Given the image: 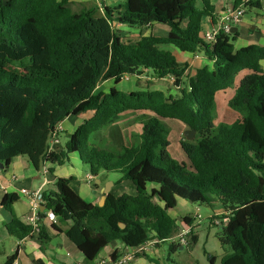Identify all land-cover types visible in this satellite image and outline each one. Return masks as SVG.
<instances>
[{"label":"trees","instance_id":"obj_1","mask_svg":"<svg viewBox=\"0 0 264 264\" xmlns=\"http://www.w3.org/2000/svg\"><path fill=\"white\" fill-rule=\"evenodd\" d=\"M68 1L0 0V162L5 169L16 157H27L38 169L45 161L62 166L78 153L93 177L120 174V181L135 187V196L109 194L103 206L84 201L70 178H59L54 191L43 192L46 209L57 222L70 223L65 234L89 263L116 240L138 249L151 240L165 243L175 237L181 227L169 212L183 199L197 206L221 205L217 238L227 251L220 264H264V45L237 50L238 31L221 32L214 44L205 43L203 21L214 17L212 1L219 0H124L106 7L102 17L96 10L73 13ZM243 2L234 0L233 6ZM245 5L247 10L263 7L254 0ZM116 23L130 28L159 24L169 35L124 42ZM161 45L201 53L213 68L203 67L185 79L187 66ZM143 70L173 77L179 95L127 94L115 88L94 95L101 81L118 84ZM242 72L247 73L236 84ZM227 90H234L228 105L239 118L216 126V95ZM85 112L93 115L70 136L65 150L49 152L55 126ZM127 113H142L137 118L142 132L132 136L131 146L106 150L89 142L92 133ZM164 121L196 132L195 141H179L185 162L172 158ZM15 201L6 196L3 205L10 210ZM192 224L184 218V226ZM6 229L18 239L31 232L16 218ZM39 235L45 238L44 227ZM177 248L170 244V251ZM120 256L114 252L112 262ZM207 260L216 264L213 255ZM15 261L13 255L4 264Z\"/></svg>","mask_w":264,"mask_h":264},{"label":"crops","instance_id":"obj_2","mask_svg":"<svg viewBox=\"0 0 264 264\" xmlns=\"http://www.w3.org/2000/svg\"><path fill=\"white\" fill-rule=\"evenodd\" d=\"M233 1L234 0L212 1V4L215 6L214 17L204 18L203 31L201 34L202 39H204V34L212 29L214 24L213 19L217 21L218 17L224 12V10H226L230 6H233ZM254 1L262 2L263 7L262 9L251 8L250 10L253 14V18L249 20H244L242 18V20L235 26L239 33V37L235 42V47L237 50L252 44L260 46L264 45V0ZM122 2L123 0H69L67 7L71 9L73 13H80L84 10H96V14L102 17L105 14L106 7L113 8L118 6ZM197 6L201 8L200 3H198ZM238 27H240L241 30ZM115 30L120 33L123 41L124 36H126L129 40L125 42L132 43L139 41L143 37L154 36L158 38H167L169 35V29L166 26L159 24H151L143 28H130L128 26L116 23ZM160 49L170 52L176 58L178 63L187 66L184 74L185 79L187 77L194 76L197 70L206 66L210 67V65L213 64L212 62L207 60V58L201 53H185L180 51L173 45H161ZM261 63L262 67H264V61H262ZM151 75H153L152 71L143 70L141 75L126 76L125 79H127L126 81L128 82H125L124 86H119V83L116 84L114 79L101 81L94 91V95L107 94L113 88L127 94L135 91H162L166 95V92L169 91L170 88L169 85H172L171 90L173 95L171 96L176 97L179 95V90L174 86L172 81L173 79L171 77L161 79L166 80V82L157 84V88H149V90L145 89L143 85L146 83L145 81L148 78H152ZM125 79H122V81H125ZM239 81L237 82V84L239 83ZM173 87L175 88V90ZM230 92L232 94L231 97H233L234 90H231ZM218 94L221 95L223 93L220 92ZM141 114L142 113H127L125 115H122L116 123L100 131L92 133L89 137V142L94 144L99 149L106 150H108L112 146L118 149H121L124 146H131L132 144H122V146H120L119 144H121L122 142L119 143V140L116 139V137H109L108 131L110 129L108 128L115 126L116 124L118 125L120 120H123V117H126L127 115H135V118H138ZM92 115V112H85L79 115H71L61 121L60 124L63 127V132L60 134V143L55 145L53 152L59 153L65 150L66 143L70 139V136L75 133L78 127L85 120L90 119ZM237 115L238 116L236 119L239 118V114ZM135 118H130L129 120H133ZM136 125L139 126L141 133L142 125L138 122H136ZM140 133H133V135L138 136ZM131 136L130 140L133 139ZM64 137H68L65 142L63 140ZM185 159L181 160L180 163L185 162ZM89 176H92L90 174L89 167L82 163L78 153L70 154L69 162L62 166L45 161L40 166V168L36 169L30 163L27 157L21 156L16 157L7 169L0 170V246H2V250L0 251V264H4L7 258L13 255H16L17 264H36V262H41L42 264H99L103 260L107 263L112 264L111 255L114 252H118L120 255L124 254V252L132 250L130 248H127L121 241L116 240L113 241L100 253L97 260L92 263L87 262L84 255L79 252L76 246L67 238L65 234V231L69 228L70 223L50 222L46 218V212L48 211V209H46L45 203L41 205L38 212L40 232L41 228L44 227L45 238L40 237V232L32 233V228L31 232L23 239H18L17 237L8 234L6 226L13 220V218L18 219L20 222H22L23 225L29 226L26 222V218L31 214V209L27 198H25L21 194V190L23 189H27L29 191L40 190L42 192L54 191L56 181L59 178H70L72 179L70 186L75 191V193H77L84 201L87 200V203H91L97 206H103V200L109 194H113L115 196H122L123 194L135 196L137 194L135 187L130 182L120 181L121 175L111 176V174L102 173L98 177L92 176L93 181H90L88 179ZM13 177L15 179H13ZM107 187L109 190L108 194H106L105 192ZM6 196H14L16 199L15 203L10 205V210H8L7 207L3 205ZM5 204L9 206L8 202H5ZM179 204H185L188 206L190 205L189 211L191 212L200 210V208L195 207L197 205L191 204L183 199L178 200L177 206ZM216 204L221 207L219 203H215V205ZM177 206L175 207V209L177 208ZM175 209L171 210L169 212V215L176 221L178 226L182 227L184 226V218L181 219L182 223L178 224L176 218L178 217V214L172 216V212H174ZM40 213L43 214L42 218L40 216ZM193 224L200 225L201 219H193ZM52 225H54L59 231L53 230ZM173 238H171L167 242H174V240H172ZM158 244L160 243L158 242ZM154 248L143 253L141 257L137 256V258L131 261L129 264H163L159 254L161 253L159 252L161 250H156ZM180 250L182 251V248H180ZM171 261L173 260L168 257L166 264H170Z\"/></svg>","mask_w":264,"mask_h":264},{"label":"rangeland","instance_id":"obj_3","mask_svg":"<svg viewBox=\"0 0 264 264\" xmlns=\"http://www.w3.org/2000/svg\"><path fill=\"white\" fill-rule=\"evenodd\" d=\"M124 1V0H123ZM253 18V14L250 9L246 11V14L244 15L243 19L244 20H249ZM240 30L241 28L238 27ZM125 33V31H124ZM129 40L126 36H124V42ZM203 56V55H202ZM262 64V63H261ZM211 68H213V64L210 65ZM264 68V67H262ZM247 72H242L238 78L236 79V84L237 82L246 74ZM152 78L149 79L147 76V80L145 81L146 83L143 85L145 89L149 88H157V84L162 82H166V80H161L163 78H158L155 74L151 75ZM188 78V77H187ZM186 78V79H187ZM125 81H121L119 83V86H124ZM172 80V79H171ZM173 84H174V80ZM169 91L166 92L167 97L173 95L171 87L172 85H169ZM119 88V87H118ZM174 88V87H173ZM175 90V88H174ZM177 91V90H176ZM231 91V90H230ZM228 90L225 92H221L223 94L216 95V120L215 124L216 126L222 124V123H232L235 121L237 118V114L231 109L228 105L231 97V92ZM178 92V91H177ZM176 92V94H177ZM174 94V95H176ZM130 118H135V115H127L126 117H123V120L116 124L115 126L109 127L110 129L108 131L109 137H116V139L119 140L120 146L122 144L126 145H131L132 140H130V136L136 133H140L139 126L136 125L137 122V117L133 120H129ZM167 130L169 131V141L171 143V146L169 148L170 154L172 158L177 162L180 163L181 160H184L186 157L182 153L179 147V139L182 141H195L197 138L196 132L194 133L192 139H188L185 134L186 132L189 131H194L190 130L187 126L182 125L179 122L176 121H164L163 122ZM106 129V130H108ZM132 137V136H131ZM68 138V137H67ZM66 137L63 138L64 142L67 139ZM186 160V159H185ZM120 174H114L111 176H118ZM87 201V200H86ZM197 208H200L198 211H189L190 205H181L179 204L177 208L175 209L174 212H172V216H175L178 214L177 221L178 224H181L183 218H190V219H201V224H192L191 228V234H190V243L187 247H181L182 251L180 248L175 249V252L170 251V244H177L175 242H167V243H160L156 244L155 248L156 250H161L159 252L160 254V259L162 260L163 264H166L167 258L170 257L171 260L180 263V264H209L207 260V255H213L217 258V264H220V259L221 257L225 254L227 249H223L220 246V243L218 241L217 235L220 231V228L222 227V222L223 220L221 219L223 217L224 212L222 211V208L218 204H214V206L209 207L207 205L203 206H195ZM190 213H189V212ZM210 216V217H209ZM195 238L196 241L193 242L192 239ZM2 250V246H0V251ZM137 256L141 257L142 253H137L135 254V259ZM98 259V258H97ZM96 259V260H97Z\"/></svg>","mask_w":264,"mask_h":264},{"label":"built area","instance_id":"obj_4","mask_svg":"<svg viewBox=\"0 0 264 264\" xmlns=\"http://www.w3.org/2000/svg\"><path fill=\"white\" fill-rule=\"evenodd\" d=\"M244 2L238 7L230 6L218 17L217 21L213 20L214 24L211 30L204 34V42L207 44H214L216 37L224 32L225 34H230L235 26L242 20L244 15L246 14L247 7L246 3L250 0H243ZM126 76L123 78L125 79ZM173 80L174 78L171 77ZM63 132V127L60 123H58L51 136L49 138V152H53L55 145L60 143V134ZM13 179H15L13 177ZM90 181H93V177L89 176ZM21 194L27 198L31 214L27 216L26 222L32 228V233L40 232V224L38 218V212L42 204L45 203L43 192L40 190L37 191H29L27 189L21 190ZM46 218L52 222H57V217L52 210H48L46 212ZM192 226H182L177 233V235L172 239L177 245L181 247H187L190 243V234H191ZM158 243L157 240H151L140 246L138 249H132L130 251L124 252L121 254L119 259L116 262H112V264H129L131 261L135 259V254L137 253H145L150 249L154 248V246ZM14 264H17L15 261ZM99 264H110L106 261H101Z\"/></svg>","mask_w":264,"mask_h":264},{"label":"water","instance_id":"obj_5","mask_svg":"<svg viewBox=\"0 0 264 264\" xmlns=\"http://www.w3.org/2000/svg\"><path fill=\"white\" fill-rule=\"evenodd\" d=\"M235 31H237V28H234V29L232 30V32H235ZM194 133H195V131H189V132H186L185 136H186L188 139H192ZM4 169H5V167L3 166L2 162H0V170H4ZM110 184H111V183H110ZM105 192H106V194L109 193L108 187L106 188ZM105 200H106V198H104V200H103V205H104V203H105ZM100 206H102V205H100Z\"/></svg>","mask_w":264,"mask_h":264}]
</instances>
